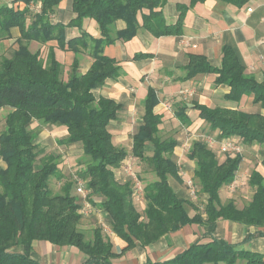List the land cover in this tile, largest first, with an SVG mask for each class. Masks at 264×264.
Instances as JSON below:
<instances>
[{
    "label": "trees",
    "instance_id": "obj_1",
    "mask_svg": "<svg viewBox=\"0 0 264 264\" xmlns=\"http://www.w3.org/2000/svg\"><path fill=\"white\" fill-rule=\"evenodd\" d=\"M23 1L24 8L14 4L0 5V37L9 36L10 29L18 26L21 36L19 47L11 56L0 58V110L9 108L5 126L0 133V264H44L33 257L34 241H48L60 247L78 248L84 254L80 264H113L112 259L139 243L144 246L163 235L179 230L189 223L211 227L219 219H228L259 228L247 235L248 242L255 235H264V172L253 169L249 184L254 193L248 204L239 207L235 199L223 202L220 190L231 184L243 160L242 153H227L220 161L215 150L202 140L193 141L188 157L196 162L195 180L206 195L205 213L191 215L185 197L177 193L169 179L181 181L179 167L174 157L179 144L174 137L161 138L158 133L163 115L155 111L159 103L156 90L148 87L145 97L143 122L133 135L131 152L113 140L112 121L118 119L123 104L115 99L96 97L94 89L106 80L121 74L119 61L105 53L106 45L134 38L140 29L155 37L181 35L188 10L206 0H189L178 3L179 15L174 24L164 16L168 0H73V17L68 24L53 23L50 16L63 0ZM243 7L250 0H221ZM40 3V10L31 4ZM97 23L99 36L90 33L86 20ZM118 20L125 27L116 29ZM66 27H76L79 35L66 38ZM47 43L57 40L63 50L74 51L76 57L64 78L63 63L50 48L47 59L41 51H32L29 42ZM87 52L93 62L83 73L77 54ZM222 66L212 65L205 54H190L184 66V79L200 73H217L216 84H227L230 91L225 98L239 102L244 95H254L253 102L262 111L248 112L238 108L208 106L194 101L191 107L207 122L218 140L237 139L246 146L264 145V82H258L246 73L236 48L230 44L222 47ZM152 55L137 52L133 59ZM186 106L177 116L183 123L191 124ZM35 121L47 126L65 127L68 137L64 142L81 144L84 161L80 177L90 189L88 200L99 205L108 214L112 230L127 242L120 253L113 250L110 238L100 227L93 230L92 239H86L80 229L83 214L81 200L73 194V181H67L60 192L50 187L52 176L61 177L57 156L48 155L37 167L43 149L37 143L32 128ZM153 146L151 155L147 146ZM130 153L148 164L155 179L144 186L146 207L144 213L133 201L131 180L121 181L116 176ZM264 166V149L261 151ZM94 196L101 201H94ZM144 216V219H142ZM207 239H197L190 246L166 261H146L144 264H264V253L239 248L224 238L204 233Z\"/></svg>",
    "mask_w": 264,
    "mask_h": 264
},
{
    "label": "crops",
    "instance_id": "obj_2",
    "mask_svg": "<svg viewBox=\"0 0 264 264\" xmlns=\"http://www.w3.org/2000/svg\"><path fill=\"white\" fill-rule=\"evenodd\" d=\"M179 2L189 4V0H168L164 6V16L169 24H174L178 19ZM3 4H14L17 8L25 7L23 1L16 2L15 0H0V5ZM72 4L73 0H63L50 16L51 22L68 24L74 15ZM31 8L39 11L40 3L31 4ZM85 26L90 33L99 36V30L95 20H86ZM123 27H125V22L123 20H118L115 23L116 29L119 30ZM77 35H79L78 28L66 27L67 39ZM20 36L21 30L18 26H15L10 29L9 36L0 37V58L12 55L13 51L19 47L18 38H20ZM225 44H230L236 48L241 61L246 67V73L252 75L258 82H264V0H250L243 7H237L221 0H206L205 2L197 3L188 10L184 23V33L181 35L155 37L148 31L140 29L138 34L129 41L122 42L118 40L114 44L106 45L104 49L105 53L115 57L122 67L121 74L117 78L106 80V82L100 87L105 88L106 86L110 89L117 90L120 88L119 86L123 84H135L134 82L140 81L143 75L150 74L156 77L159 76L158 81L151 82L148 86L144 85L145 89L141 97L144 110L142 122L145 113V97L148 92V87H153L156 90L159 103L155 106V111L162 115L164 111L161 109L163 103L160 97L161 90L166 93L176 94L181 91L182 88H185L188 92L190 91L189 93L194 95V97L191 98V101L189 102H182L178 111L186 106V113L189 117L190 112L194 111L196 112L198 119L203 122L205 121L199 117L198 110L191 107V104L194 101L207 104L211 107L222 105L248 112L262 111L259 105L253 102L254 95L252 94L244 95L239 102L227 100L225 95L230 91V86L225 83L216 84L215 79L217 73H200L190 79L183 78L185 74L184 66L189 63L190 54L192 53L205 54L212 65L221 67L223 55L222 47ZM128 46L132 48V51L128 50ZM29 48L32 51H37L41 48V52L43 49L46 54L45 59L48 57L50 48H54L56 58L63 63L65 72L66 70H69L76 57L74 51L61 49L57 40H51L45 44L36 40H31L29 42ZM137 52H147L152 53V55L133 59L134 54ZM77 57L80 60V69L85 73L90 68L93 58L87 52L77 54ZM100 87L94 89L97 98L100 96H107L122 103L123 108L125 107V103L114 96L103 93L97 95L96 92ZM205 123L209 126L207 122ZM52 127L59 129L65 134L62 138L54 139L55 143H61V145L65 147L76 145L64 142L68 137V131L65 127ZM50 139L52 140V138ZM192 143L187 147L188 152ZM148 148L149 145L146 149L148 150ZM211 148L213 149V147ZM151 149L152 150L150 151L153 152V146H151ZM81 150L83 152L82 148ZM180 150L181 148L178 144L174 150V157H176L175 160L179 167L181 181L171 177L169 182L177 193L185 197L179 182H182L184 176L187 175H189L190 178H195L196 162L195 160L190 159L187 153V158L192 169L186 170L184 168L186 167V163L182 166V162L177 159V156L182 154L180 153ZM183 150L184 149H182V152ZM242 156L244 160L245 156L243 154ZM137 158L138 157L132 154L126 157L123 162L127 163V165H121L119 168L115 169V172L117 170V172H121L123 176L133 173L131 167H128V164L132 161L135 162ZM261 162L262 158L260 160V166L263 169L261 171L264 172V166ZM242 165L243 163L241 162L236 178L242 171ZM242 174L243 172L241 175ZM224 189L225 186L220 190V196L222 199L221 191ZM79 199L81 200L80 197ZM98 200L101 201V199ZM100 201L96 202L99 203ZM145 207L146 203L144 202L143 209H145ZM95 208L99 209L100 206H95L93 204L92 209ZM100 209L98 210L99 212ZM200 213L206 218L205 211ZM194 214L195 213H191V215ZM142 219H144V216H142ZM260 229L264 231V227H261ZM258 230L259 228L256 226H249L228 219L217 220L213 227L201 223H189L177 231L163 235L146 246L139 243L135 244L130 249L124 251L120 256L113 258L112 262L113 264H144L148 260L154 262L166 261L174 258L178 253L188 248L190 244L197 239H207L208 237L205 238L206 236H204V233L206 232L212 233L215 237L224 238L234 244H238L239 248L264 253V235H255L248 242L244 241L247 235L253 234ZM109 236L113 243V250L120 253L122 248L126 247L127 242L118 236L112 228ZM39 247L43 248V255L38 253ZM78 253L79 251L75 247H59L56 244L44 245L37 241L34 242L32 255L44 264H80L84 259L81 260L80 253ZM237 264H244V261L239 260Z\"/></svg>",
    "mask_w": 264,
    "mask_h": 264
},
{
    "label": "rangeland",
    "instance_id": "obj_3",
    "mask_svg": "<svg viewBox=\"0 0 264 264\" xmlns=\"http://www.w3.org/2000/svg\"><path fill=\"white\" fill-rule=\"evenodd\" d=\"M128 50L132 51V48L128 46ZM41 54L45 59L46 54L44 53L43 49ZM68 73L69 70H66L63 77H68ZM158 79L159 76L156 77L150 74H146L142 76V79L140 81L134 82L135 84H123L119 86L120 88H118L117 90L110 89L106 86L105 88L100 87L96 92L97 95H101L103 93L106 95L114 96L125 103V107L120 111L118 119L112 122L111 131L113 133V140L115 144L124 146L129 152H131L132 135L138 130L142 122V115L144 110L142 107L141 97L145 89L144 85L148 86L149 84H151V82L153 83L155 81H158ZM161 91L162 92L160 93V97L163 102L161 105V109L164 112L163 122L160 125V131L158 135L161 138L174 137L178 139L181 148L180 153L182 154H180V156H177V159L182 162V166L184 163H186V167L184 168L186 170H190L192 169V166H190V162L187 158L188 145L191 144L194 140L205 141V139L207 138L206 136L209 135H212L214 138H216L217 132H212L210 126L198 119L196 112L194 111L190 112V117L192 119L191 124L181 122V120L177 116V111L180 108L181 103L189 102L191 101V98L194 97V95L189 93L190 91L188 92L185 88H182V90L177 92L176 94L168 92L166 93L163 90ZM8 112L9 108L0 110V133L5 126V116ZM32 128L36 135L37 143L40 145V148L43 149L37 160V167L43 165V163L47 160L48 155L57 156V162L61 177H51L50 187L52 191L60 192L65 182L73 181V194L78 197L79 195L76 188L77 177H80V169L84 167V155L81 150V144L77 143L76 145L65 147L61 145V143H55L54 139L62 138L65 134L59 129L53 128L52 126H47L40 121H35L32 124ZM50 138H52V140ZM216 140L217 142L211 145V147H213V149L216 151L220 161H223L227 155V152H222L220 148L224 140H222L221 142H219L218 138H216ZM237 142L241 144L242 154L245 156V159L242 161L243 165L241 167V173L243 172V174L241 175L240 173V175L231 184L225 186V189L221 191V195L223 197V202H226L230 198H233L237 202V205L241 208L249 203L254 193V188L248 183L250 173L255 168L263 170L260 166V160L262 158L261 151L264 149V145H259L256 143L254 144V146H246L239 140H237ZM151 146L152 145L149 144L147 154L152 153L150 151L152 150ZM182 149H184L183 152ZM132 162L128 164V167H131V171L133 173L123 176L121 172L118 173L116 170V176L119 180H131L134 189L136 180L140 181L141 185L144 187L149 181L155 179V174L150 170L146 162L138 158L135 160V162ZM122 165L125 166L127 165V163L123 162ZM0 166H6V164L3 161H0ZM189 180H193L196 185L197 193L195 196L190 194L188 188ZM179 185L183 191L185 198L194 205L192 206L188 204L187 206L190 214L203 212L206 204V196L203 192L200 191V187L196 183L195 178H190L189 175L184 176L183 181L179 182ZM133 197V201L138 210L144 213L143 204L144 202L146 203L144 195L137 196L134 195L133 192ZM93 199L94 201H100L98 200L100 199V197L98 196H94ZM82 201L83 199L81 198V203ZM90 204L91 207L81 208L83 217L81 220L80 229L85 233L87 240L92 239L93 230L96 227H100L105 237L110 238L109 233H111L112 227L108 214L102 211V209L100 208V212L98 211V208H95L96 210L92 209V202H90ZM38 243L44 245H53L50 242L41 240H38ZM77 250L80 253L81 260H83L84 254L78 248ZM38 253L43 255V248L39 247Z\"/></svg>",
    "mask_w": 264,
    "mask_h": 264
},
{
    "label": "built area",
    "instance_id": "obj_4",
    "mask_svg": "<svg viewBox=\"0 0 264 264\" xmlns=\"http://www.w3.org/2000/svg\"><path fill=\"white\" fill-rule=\"evenodd\" d=\"M221 148L222 152L227 153H242V146L237 142V139H231V138H225ZM220 140L219 142H221ZM206 142L211 146L217 142L216 138H214L212 135L207 136ZM77 193L79 197L83 199L82 201V208L91 207V204L88 200V196L90 194V189L87 187L86 181L82 178L77 177ZM188 188L190 191V194L195 196L197 193V188L193 180L188 181ZM134 195H144V187L141 185L140 181H135L134 186Z\"/></svg>",
    "mask_w": 264,
    "mask_h": 264
}]
</instances>
